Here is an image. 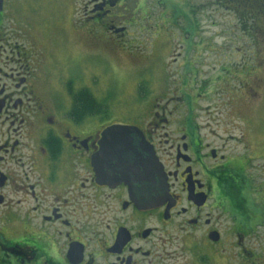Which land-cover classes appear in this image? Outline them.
<instances>
[{
    "label": "flooded vegetation",
    "instance_id": "flooded-vegetation-1",
    "mask_svg": "<svg viewBox=\"0 0 264 264\" xmlns=\"http://www.w3.org/2000/svg\"><path fill=\"white\" fill-rule=\"evenodd\" d=\"M162 2L83 0L85 39L126 49L127 28L143 33L141 13ZM73 4L0 0V264H264L262 133L240 127L254 130L229 144L197 124L192 99L181 112L178 89L110 116L59 49ZM110 125L137 130L93 161Z\"/></svg>",
    "mask_w": 264,
    "mask_h": 264
},
{
    "label": "rangeland",
    "instance_id": "rangeland-1",
    "mask_svg": "<svg viewBox=\"0 0 264 264\" xmlns=\"http://www.w3.org/2000/svg\"><path fill=\"white\" fill-rule=\"evenodd\" d=\"M163 1L141 13L146 15L143 33L127 28L124 49L100 31L93 33L90 46L83 0H74L71 28L76 30L57 38L62 53L76 55L69 70L73 84L92 91L112 117L139 105L141 95L167 103L178 89L181 112L192 99L197 124L229 138V144L235 143L229 135L254 130L240 127H254L264 137V0ZM163 81L169 85L160 86ZM255 164L264 170V158ZM263 188L254 195L263 218L258 232L264 231ZM257 243L264 247V240Z\"/></svg>",
    "mask_w": 264,
    "mask_h": 264
},
{
    "label": "water",
    "instance_id": "water-1",
    "mask_svg": "<svg viewBox=\"0 0 264 264\" xmlns=\"http://www.w3.org/2000/svg\"><path fill=\"white\" fill-rule=\"evenodd\" d=\"M137 128L134 126H124V125H110V127H106L105 129H103L101 131L102 134V139H101V145L103 146L100 151L98 153H96L94 155L93 161L96 159H100L103 157H109L110 155H107L108 149L105 147V142L108 140V138L110 137V135H115L117 133H121V132H131V131H136ZM123 141L120 138H116V143Z\"/></svg>",
    "mask_w": 264,
    "mask_h": 264
},
{
    "label": "trees",
    "instance_id": "trees-1",
    "mask_svg": "<svg viewBox=\"0 0 264 264\" xmlns=\"http://www.w3.org/2000/svg\"><path fill=\"white\" fill-rule=\"evenodd\" d=\"M83 94H84V98H83L84 99V103L87 104L90 107L89 104H92L93 103L92 102L93 99L91 100V98H92L91 93L88 90H84L83 91ZM93 101L96 102L95 99ZM100 109H102V106L100 107Z\"/></svg>",
    "mask_w": 264,
    "mask_h": 264
}]
</instances>
